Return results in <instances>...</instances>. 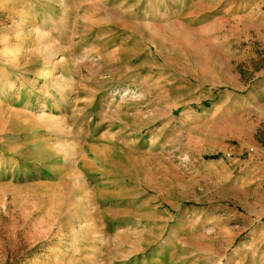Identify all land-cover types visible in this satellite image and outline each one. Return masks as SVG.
I'll use <instances>...</instances> for the list:
<instances>
[{
    "label": "rangeland",
    "instance_id": "rangeland-1",
    "mask_svg": "<svg viewBox=\"0 0 264 264\" xmlns=\"http://www.w3.org/2000/svg\"><path fill=\"white\" fill-rule=\"evenodd\" d=\"M1 94L0 264H264V0H0Z\"/></svg>",
    "mask_w": 264,
    "mask_h": 264
},
{
    "label": "crops",
    "instance_id": "crops-1",
    "mask_svg": "<svg viewBox=\"0 0 264 264\" xmlns=\"http://www.w3.org/2000/svg\"><path fill=\"white\" fill-rule=\"evenodd\" d=\"M55 11L58 13V18H55L54 15L50 16L47 13H43V17H41V21H47L48 23H56V22H64V23H69L70 22V18L67 17V15H65V13H60L58 11H56L53 8H49V9H44L41 7V11L46 12V11ZM48 15V16H47ZM47 16V17H46ZM68 30L70 29V24H65V26ZM7 70V67L5 66V69H3V71ZM14 88V87H13ZM11 101V99L9 98V95H7L6 97L1 94L0 95V101H5L6 100ZM54 127V126H53ZM54 139V138H53ZM50 140L47 139L45 140V142H41L39 144V142H35L32 146H27V151L25 152L24 156V161L29 162V161H42L40 160L38 157H35L31 154H29V150H31L32 148H38L40 145H45L46 147H52L53 145H56L58 142V140ZM15 146L14 147H6V149L4 148V152L6 155L9 156H13V155H18L20 153H18L19 149H20V144L19 143H14ZM53 150V149H52ZM3 154V155H5ZM0 162V170H4V172H6V176L4 178H2V180L0 179V183L5 185L4 188L0 187V197L5 196L6 197V201L8 199H12L13 203H22L23 205H28L31 207V209H40L38 206V201L40 199V186H50L49 184H51L52 182H50L49 179L51 178H44V174L42 172H38L37 176L38 179H34L31 174L32 171L31 170H27V169H22L21 166H16V164H12L9 163L8 160H6L5 158H2ZM50 174H48L47 177H49ZM48 184V185H46ZM38 194L39 198L37 199L36 195ZM35 202V204H34Z\"/></svg>",
    "mask_w": 264,
    "mask_h": 264
}]
</instances>
